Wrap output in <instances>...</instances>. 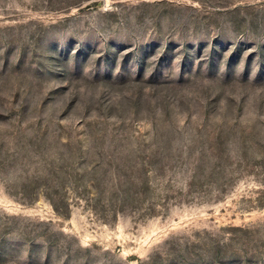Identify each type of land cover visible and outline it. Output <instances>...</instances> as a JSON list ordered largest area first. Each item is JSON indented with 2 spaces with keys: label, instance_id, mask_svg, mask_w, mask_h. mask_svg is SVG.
<instances>
[{
  "label": "rangeland",
  "instance_id": "obj_1",
  "mask_svg": "<svg viewBox=\"0 0 264 264\" xmlns=\"http://www.w3.org/2000/svg\"><path fill=\"white\" fill-rule=\"evenodd\" d=\"M0 264H264V0H0Z\"/></svg>",
  "mask_w": 264,
  "mask_h": 264
}]
</instances>
